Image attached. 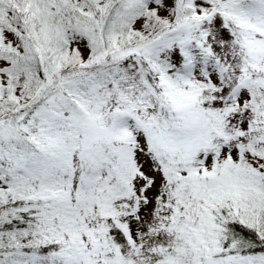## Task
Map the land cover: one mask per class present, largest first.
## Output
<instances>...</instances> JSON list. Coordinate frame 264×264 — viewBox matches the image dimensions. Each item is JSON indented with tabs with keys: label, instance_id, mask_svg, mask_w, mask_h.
I'll list each match as a JSON object with an SVG mask.
<instances>
[{
	"label": "snow or ice",
	"instance_id": "6c2138e0",
	"mask_svg": "<svg viewBox=\"0 0 264 264\" xmlns=\"http://www.w3.org/2000/svg\"><path fill=\"white\" fill-rule=\"evenodd\" d=\"M0 264H264V0H0Z\"/></svg>",
	"mask_w": 264,
	"mask_h": 264
}]
</instances>
